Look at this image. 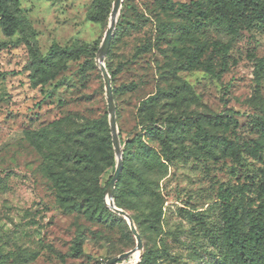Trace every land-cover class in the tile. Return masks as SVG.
I'll return each mask as SVG.
<instances>
[{
    "label": "rangeland",
    "instance_id": "1",
    "mask_svg": "<svg viewBox=\"0 0 264 264\" xmlns=\"http://www.w3.org/2000/svg\"><path fill=\"white\" fill-rule=\"evenodd\" d=\"M18 1L42 55L53 42L90 53L34 84L29 46L0 27V264H105L137 244L126 220L100 223L75 210L56 172L71 175L63 159L80 124L105 115L111 137L94 49L115 0ZM254 15L233 0H122L105 57L111 70L123 63L113 77L119 142L123 150L138 135L163 166L134 172L144 157L130 149L115 205L142 248L115 264H228L226 207L251 234L247 214L264 199V23ZM111 152L112 165L87 182L96 213L116 166L112 140Z\"/></svg>",
    "mask_w": 264,
    "mask_h": 264
},
{
    "label": "trees",
    "instance_id": "2",
    "mask_svg": "<svg viewBox=\"0 0 264 264\" xmlns=\"http://www.w3.org/2000/svg\"><path fill=\"white\" fill-rule=\"evenodd\" d=\"M234 5L241 7H249L254 13L255 18L264 23V2L262 0H233ZM109 6L99 11V16L106 17ZM95 20H99L96 17ZM118 20L116 28L119 27ZM0 27L2 32L7 35H13L19 32L21 42L27 44L32 53V72L30 79L34 84H43L54 77L65 61L78 57L82 54L90 53L88 46L72 44L68 46H60L53 42L47 53L42 55L36 46L35 31L25 18L19 7L18 0H0ZM111 44V42H110ZM1 46V45H0ZM94 49V53H96ZM123 63L117 65L113 70L106 65V68L111 77L112 92L114 95L115 87L113 86V77L116 73L122 70ZM259 68L264 69V60L259 61ZM133 87V85H128ZM150 129L159 130L155 125V121L150 115ZM264 128V117L258 118ZM146 127L148 124H145ZM160 134V133H158ZM120 136V133H119ZM75 143L78 142L77 147H71L65 155L63 162L71 163V175L66 171L56 172L58 183H60V190L64 194L65 201L72 202L74 209L89 214L90 219L97 220L100 223H107L113 218L117 217L124 222V220L111 210L104 207L101 200V205L104 211L96 213L94 207L90 204L88 196L87 182L90 176H94L102 167H109L112 165L113 154L111 152V137L109 135L106 116L103 115L98 119L88 121L85 124H80L75 129ZM138 135L125 142L122 151V170L117 180L114 201L117 206H120L117 197L118 190L121 187V178L123 171L133 162V155L130 152L131 148L137 149V156H143L144 160H139L138 167L134 165V172L142 171L143 173H151L157 171L156 167L163 166L161 157L148 145L141 142L137 144ZM167 148V146H166ZM169 149V147H168ZM153 154V159H147L148 154ZM167 160V156L162 158ZM140 165V166H139ZM106 182H109L110 178ZM147 180L144 184H147ZM104 188V187H103ZM246 224L251 229V234H244L240 231L236 216L228 207L224 210V226H223V241H224V260L228 264H264V199L259 202L256 209L251 210L247 214ZM78 246V252H80Z\"/></svg>",
    "mask_w": 264,
    "mask_h": 264
},
{
    "label": "water",
    "instance_id": "3",
    "mask_svg": "<svg viewBox=\"0 0 264 264\" xmlns=\"http://www.w3.org/2000/svg\"><path fill=\"white\" fill-rule=\"evenodd\" d=\"M122 0H115L110 12V20L108 24V28L106 33L101 41V45L97 50V63L104 81V89L106 94V101H107V109L109 113V126L111 132V140L116 156V166L115 170L110 178L109 182L105 187V205L108 209L112 212L116 213L120 217L124 218L130 228L131 233L135 237L137 244L134 248L130 249L129 251L120 253L119 255L110 258L105 262V264H115L119 260L125 259L128 256L134 254L136 251H139L142 248V240L140 234L138 233L134 221L129 216V214L121 209L118 208L114 203V189L116 186V182L119 178L120 172L122 170V146L119 142V135L117 130L116 118H115V105H114V98L111 86V77L105 65V57L110 47L111 38L114 34V30L116 28L119 9L121 7Z\"/></svg>",
    "mask_w": 264,
    "mask_h": 264
},
{
    "label": "bare ground",
    "instance_id": "4",
    "mask_svg": "<svg viewBox=\"0 0 264 264\" xmlns=\"http://www.w3.org/2000/svg\"><path fill=\"white\" fill-rule=\"evenodd\" d=\"M136 252H138V251H136ZM135 254V253H134Z\"/></svg>",
    "mask_w": 264,
    "mask_h": 264
}]
</instances>
